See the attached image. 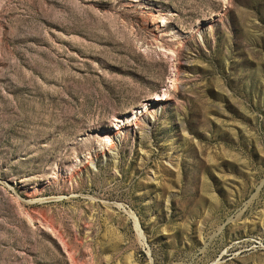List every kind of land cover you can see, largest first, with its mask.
Returning <instances> with one entry per match:
<instances>
[{
  "label": "rangeland",
  "instance_id": "obj_1",
  "mask_svg": "<svg viewBox=\"0 0 264 264\" xmlns=\"http://www.w3.org/2000/svg\"><path fill=\"white\" fill-rule=\"evenodd\" d=\"M0 264H264V0H0Z\"/></svg>",
  "mask_w": 264,
  "mask_h": 264
},
{
  "label": "bare ground",
  "instance_id": "obj_2",
  "mask_svg": "<svg viewBox=\"0 0 264 264\" xmlns=\"http://www.w3.org/2000/svg\"><path fill=\"white\" fill-rule=\"evenodd\" d=\"M154 100H156V101H158V102H161V101H164V100H166V99H163V98H155ZM115 121V120H114ZM112 125V124H111ZM114 137L117 139V137H118V135L116 134V135H114Z\"/></svg>",
  "mask_w": 264,
  "mask_h": 264
}]
</instances>
